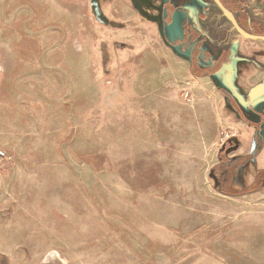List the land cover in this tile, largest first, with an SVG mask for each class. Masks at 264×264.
<instances>
[{
    "label": "rangeland",
    "instance_id": "obj_1",
    "mask_svg": "<svg viewBox=\"0 0 264 264\" xmlns=\"http://www.w3.org/2000/svg\"><path fill=\"white\" fill-rule=\"evenodd\" d=\"M154 5L0 0L5 264H264V187L212 175L254 139Z\"/></svg>",
    "mask_w": 264,
    "mask_h": 264
},
{
    "label": "flooded vegetation",
    "instance_id": "obj_2",
    "mask_svg": "<svg viewBox=\"0 0 264 264\" xmlns=\"http://www.w3.org/2000/svg\"><path fill=\"white\" fill-rule=\"evenodd\" d=\"M153 1L156 3L154 6L157 9V18L161 20L164 36L186 55L188 68L193 74L221 77L219 81L221 83L225 74H229L228 78L231 82V78L233 80V77L243 74L250 66L264 72V40L243 35L217 0ZM220 2L232 12L243 31L264 36V17L255 13L254 0H220ZM242 42H261L263 48L259 50L249 48L245 53ZM259 84L264 89V74ZM220 88L237 115L251 124L254 139L252 151L243 157L236 154L229 156L232 153L229 152V148L240 144L233 136L228 140L229 148L225 145L224 150L220 151V153L226 151L225 156H227V159H222L220 156L224 180L227 182L231 177L235 178L239 167L248 163L256 172L252 191L256 190L257 186L264 187V170L257 168V157L264 145V104L258 112L253 109L248 110L235 98L231 86L222 84ZM243 101H246L244 97ZM0 262L5 264L1 257Z\"/></svg>",
    "mask_w": 264,
    "mask_h": 264
},
{
    "label": "crops",
    "instance_id": "obj_3",
    "mask_svg": "<svg viewBox=\"0 0 264 264\" xmlns=\"http://www.w3.org/2000/svg\"><path fill=\"white\" fill-rule=\"evenodd\" d=\"M253 6L255 8V13L260 15L261 17H264V0H254ZM243 45V52L247 53V51L250 49L259 50L263 48V44L261 42H253V43H244ZM260 58V57H259ZM188 63V60H187ZM189 69V68H188ZM229 69V67L227 68ZM189 72L191 75L193 74L190 70ZM233 74V73H232ZM264 72L256 69L255 67L249 68L246 72L243 74H238L236 78L233 77V80L231 78H228L229 74H225L223 77V82L217 83V86L220 87L222 84H228V86L232 87L231 92L235 95V98H237L238 102L243 106L246 107L248 110L253 109L254 111L260 110L264 104V89L259 84L260 79L263 77ZM200 78H207L209 77L210 80L214 78V76H202L200 74L196 75ZM194 77V76H193ZM230 83V85H229ZM225 86V85H224ZM246 100L245 102L243 101ZM222 106L225 107V118L228 121H232L234 126L238 127V129H249V132L253 133V129L250 123L245 121L242 117L237 115V113L232 109V107L228 104V101L226 100V97L222 95L221 98ZM248 132V133H249ZM246 136V138H245ZM251 137V136H250ZM250 137L248 138L250 140ZM247 139V133L242 134V140L244 142V145L246 146V150L239 149V153L237 156H246L250 152V146L252 147V142H250ZM252 141V140H251ZM264 153V150L259 154L257 158V168L264 170V160L261 161V156ZM229 156H232V154H229ZM225 159H227V156H225ZM242 167V168H241ZM235 173V178L231 177L229 181L224 180V169L220 165H216L214 170L212 171V175L214 177V181L221 187L232 191H238L243 188L249 187L253 185L254 179H255V169L251 168L250 165L244 164ZM3 252L0 250V255ZM1 257V256H0ZM0 264H2L0 262Z\"/></svg>",
    "mask_w": 264,
    "mask_h": 264
},
{
    "label": "water",
    "instance_id": "obj_4",
    "mask_svg": "<svg viewBox=\"0 0 264 264\" xmlns=\"http://www.w3.org/2000/svg\"><path fill=\"white\" fill-rule=\"evenodd\" d=\"M217 1H218L219 4L221 5V7L224 9V11H226L227 14L231 17V19L233 20L235 26L237 27V29H238L239 31H241V32L243 33V35H245L246 37H249V38H253V39H263V40H264V36L253 35V34H250V33H247V32H245V31H243V30L239 27V25H238L236 19L234 18L232 12L229 11V10H228V9H227V8L221 3V2H220V0H217Z\"/></svg>",
    "mask_w": 264,
    "mask_h": 264
},
{
    "label": "built area",
    "instance_id": "obj_5",
    "mask_svg": "<svg viewBox=\"0 0 264 264\" xmlns=\"http://www.w3.org/2000/svg\"><path fill=\"white\" fill-rule=\"evenodd\" d=\"M233 135L230 133V132H227V131H221V135H220V137H221V140L223 141V142H225V141H227V140H229L231 137H232ZM7 156H6V153L4 152V151H0V159H2V158H6Z\"/></svg>",
    "mask_w": 264,
    "mask_h": 264
}]
</instances>
